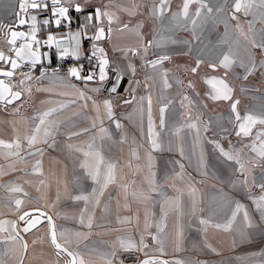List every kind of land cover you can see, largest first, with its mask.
I'll list each match as a JSON object with an SVG mask.
<instances>
[{"label":"crops","instance_id":"obj_1","mask_svg":"<svg viewBox=\"0 0 264 264\" xmlns=\"http://www.w3.org/2000/svg\"><path fill=\"white\" fill-rule=\"evenodd\" d=\"M19 1L0 0V23L15 20ZM60 1L61 6L68 8L70 22L81 21L89 26L66 28L64 20L54 26L47 0H39V10L28 9V25L35 26L39 34L34 48L41 52L42 61L35 66L23 64L15 70L12 86L26 89L23 100L17 105H0V141L13 145L12 148L0 145V264L19 261L22 242L13 230V220L24 210L37 207L51 214L57 238L74 253L77 264L81 260L83 264H115L112 252L126 249L121 242L130 241L136 246L139 236L144 237V234L152 241L157 240L152 244L153 251L147 255H158L167 261L177 263V259L195 248L194 252L210 255L212 264H264V201L261 200L264 196L258 194L264 191L261 187L264 185V156L260 155L264 124L251 125L248 135L240 133L244 139L249 137L244 143L251 141L253 135L257 136L251 141L241 170L237 155L226 152L233 157L228 159L219 148L208 147L204 130L198 134L194 130L190 135L185 129L180 115L186 97L200 101L198 108L194 107L200 114L203 111L204 115H219L215 111L218 107L209 110L198 96L200 90L196 84L200 86V81L196 79L195 84L188 76L185 79L186 63L180 65L183 70L175 65L184 61L176 58L177 55L197 56V60L189 59L192 69H196L190 71L196 73L199 69L203 73L204 68L208 72L209 68L224 66L221 61L228 56L231 63L224 66L226 72L233 76L249 75L251 67L257 65L256 58L264 55V44L260 34L245 31L244 22L248 18L243 7L237 12L236 0H187L185 15L186 0ZM262 1L257 0L260 3L257 7H264ZM77 5L83 11L77 12ZM227 7L231 16L225 18V23L216 20V15H210ZM97 9L101 13L99 19ZM177 12L181 15L177 16ZM183 15L186 25L178 28L175 23L182 20ZM88 16L92 19H86ZM253 19L250 22L253 28L260 23L264 28V19ZM101 28L104 38L97 40L99 43L94 48L86 39L96 40L95 35ZM75 33L79 36L73 39ZM49 36L54 37L50 45L45 43ZM250 36L256 38L258 50L249 42ZM60 39L73 44L72 48L65 49L75 57L102 49L96 54L108 58L105 80L99 77L91 82L76 80L68 71L41 75V68L56 62L65 51L54 50L56 40ZM203 41L204 47L207 46L204 49L209 52L206 56L213 61L209 68L204 63L195 64L209 59L200 57L205 56ZM251 51L255 53L252 59ZM30 77L34 79L28 81ZM223 77L224 81L212 75L201 80L210 88L206 90L208 99L224 100L213 99L216 93L208 83L213 78L226 85L233 81L232 76ZM113 86L116 92L110 91ZM105 100L111 102L110 116ZM232 105L223 114L228 116V130L231 121H235L234 131L240 132L245 116L264 119V106L256 111L246 103V109L238 110L235 106L234 112ZM161 108L164 109L163 124ZM52 109L55 111L45 118L37 142L30 146L28 139L40 124V116ZM211 127L215 129L214 125ZM45 128L51 132L47 138L43 136ZM217 128L225 127L217 125ZM256 129L259 134H255ZM153 141L158 147L153 148ZM232 149L238 152L237 148ZM101 158L99 175L94 179L97 160ZM109 164L114 165L113 179L105 183ZM231 164H236L235 169ZM29 167L32 171L25 172ZM237 170L243 175L237 176ZM155 172L161 177L163 189H174L157 203L160 197L139 194L132 188L138 174H146L149 186V176ZM150 180L152 182L151 176ZM151 190L150 183V194ZM149 196L151 203L147 202ZM17 200L21 201L19 207ZM237 204L242 206L239 210ZM201 220L206 223L201 224ZM60 222L64 224L60 228L64 231L62 234L58 232ZM151 229L156 230L152 235ZM60 235L67 238V244ZM14 238L21 244L20 254ZM25 239L27 250L22 264H61L62 256L52 249L48 240V226L46 233L38 226L28 232Z\"/></svg>","mask_w":264,"mask_h":264},{"label":"rangeland","instance_id":"obj_2","mask_svg":"<svg viewBox=\"0 0 264 264\" xmlns=\"http://www.w3.org/2000/svg\"><path fill=\"white\" fill-rule=\"evenodd\" d=\"M245 3L251 4V5L248 6L247 8H242L244 10L247 18H248V20H246L244 22L245 26L247 28H245L244 26L243 27L245 28V31L248 33H251L253 30L254 34H256V35L260 34L261 38H263L262 41L261 40L260 41L262 44H264V28L262 26V23H260L259 26L255 25L254 28H253V25H250V22L254 21V19H253L254 17H255V19H257V18L264 19V7H257V4L260 5V3L257 2V0L252 1V3L248 0H245ZM262 3L264 4L263 1H262ZM216 10H218V9H216ZM228 11H229V7H227L225 9V11L223 9H219L218 13L214 11L210 15L211 16L216 15L215 19L217 18L219 21H224V23H225V18L227 16L228 17L231 16V15H229ZM230 11H231L232 15L234 14L236 16V13L235 12L233 13V10L230 9ZM176 15L177 16L181 15V13L177 12ZM182 17H183L182 20L175 23V26L178 28H182L184 25H186V23H184V20L186 18L184 15ZM224 23H220V24L223 25ZM238 26H239V28L242 27L239 24H238ZM253 39H252V37L248 38V40H250L249 42H251V45L255 49L258 50L256 38L254 37ZM201 43H202V45H201L202 46V52L205 53V56H200V57H202V58L206 57L209 59L203 60L202 62L196 61L195 64L204 63L205 66L207 68H209L208 65L210 63H213V61L211 60V57L206 56V53H209V52H208V50L204 49L205 47H207V46L204 47V41ZM253 53L254 52L251 51V59L254 58V56H255L254 55L255 53L254 54ZM257 54H258L257 56H259V54H261V53L258 51ZM175 57L180 58V59L182 58L181 60H184L183 63L182 62H175V65L177 63V66H179L180 69L183 70V68L180 65H185V63H186L185 66L188 67L187 68L188 73H186V75H184L185 79H187L189 77V79H191L194 83L197 82L196 79L198 81H200L201 87L198 84H196V83L195 84L197 85L198 90H200L199 92L198 91L197 92H198V96H200L201 100L206 103L209 110H210V108L212 109L213 107H218V109H215V111H216V113L218 112L217 114H219V115H204L203 111L201 112V114L197 113L196 110H194V107L198 108V104L200 101H197V99L195 97H193L192 101L187 99V97L186 98L184 97L186 102L184 101L183 107L184 108L186 107V108L184 110V108L182 107V115H180V116H182L181 120L184 123L183 125H185V129L189 132L190 135L194 130H196V134H198L199 131L204 130L206 140H207L206 143H207L208 147L210 149L212 147L214 149L215 148H219V149L222 148L224 150V152L233 153V156L237 155L236 158L239 160V165L238 164L237 165L240 166L241 170H243V167L241 168V165H244L243 158L247 155V153L249 151L248 148L251 146V143H253L251 141L253 139H256L257 136L253 135L251 137V141L248 140L246 143H244V140L246 138H249V137L247 136L244 139V137L241 134L237 135V131L236 132L234 131V129L236 128V122L235 121L234 122L231 121V127H229L230 130H228V116L223 115V114H225V112L229 108V105H232L231 104L232 102H234L236 104L235 106H236V108H238V110L242 109V111H243V109H246V107H244V105H246V103H247V105L251 104V109H254L256 111H261L260 108L262 106H264V64H263L264 63V55L262 56L261 59H260V57L256 58V60H257L256 64L257 65L254 67H251V71H250L249 75H244L243 77L239 76V74L238 75L235 74L234 76L230 75V73L226 72L227 69L224 68V66H219L216 69L215 68L214 69L209 68V71L211 72V74H209V75H212L213 77L216 76L220 80L224 81L223 75L226 77L228 76L229 78H231V76H232L231 80H233V81L230 83H227L228 87L232 90V93L230 94L231 97L227 100L224 99V100H220V101L210 100L206 97V90L210 89V88L207 87L205 85V83L201 82V80L203 81V79H205L207 76H209V75H207L209 71L208 72L205 71V68H204L203 69L204 72L202 73L198 69V67H197L198 72H196V73L192 72L191 73V71H190L193 67L190 66L191 64H190L189 59L191 58L193 60H197L199 57H197V56H191L190 57V55H186V54L177 55ZM172 62H174V61H172ZM259 62L261 64H259ZM25 65H26V67H28L29 64H25ZM28 73L29 72H27V74ZM32 79H34V78L30 77V80H28V81H31ZM15 88H20V87L16 86ZM20 89L24 92L26 91L25 88H20ZM188 94H189V92H188ZM21 100H23V98L16 101L13 105H15V104L17 105L18 103H20ZM231 100H233V101L230 102ZM212 111H213V109H212ZM212 125L215 126V129H213L211 127ZM217 125L219 128H222V127H225V128L223 130L222 129L219 130L217 128ZM254 131L256 132L255 134L260 133L259 129H256ZM248 143H250L249 146H248ZM217 145L219 147H217ZM225 146H227V148H224ZM253 146L254 145H252V147ZM232 147L237 148L238 152H237V150H236L237 153L235 151H233ZM235 165L231 164V168L235 169ZM24 171L29 172V171H32V169L29 167L28 170L25 169ZM250 171L254 172L253 169H251ZM236 175L240 177L243 174H241L240 170H237ZM150 176H151L152 182L150 180ZM150 176H149V186L147 188H146V185L144 183L148 182V179H146V174H143L141 176V173L138 174L136 177H134V180L132 182V188L135 189L136 191H138L139 194H149V195H152L154 198L160 197V200H156V203H157V201L160 202L163 197L165 198L170 190L174 191V189L172 190L171 188H169L170 189L169 191L162 188L161 177L156 172ZM252 177L257 178L256 176H252ZM247 181H249L248 177H247ZM150 183L152 185L151 194H150ZM251 185H253V184H251ZM252 188L254 189L255 187L253 186ZM258 194H260L261 196H264V191H260ZM255 196H256V200H257L258 196L257 195H255ZM147 202L151 203L150 202V196H149V200ZM257 202H259V201H257ZM202 204H204L203 200H202ZM257 209L259 210L260 208L257 207ZM47 226H48V223L45 222V223L41 224L39 227H43V232L46 233ZM57 226H58L59 234H62L61 232L64 233V231L62 229H60L64 226V224L60 222L57 224ZM155 231H156L155 229H151L150 235L154 234ZM48 236H49V234H48ZM60 238L64 243L67 244V241H66L67 238H65V236H63V237L61 236ZM14 239L16 241V250L18 247V254H20L21 244H17V241H18L17 238H14ZM48 240H49L50 244L52 245L50 239H48ZM155 243H157V240L152 241L151 237L147 236V234H144V237L140 235L138 242H137V245L135 247H132L138 251L118 248L115 251L116 253L112 252V259H113L115 264H136L137 261L141 257L146 256L152 250V247H153L152 244L154 245ZM52 249L55 251V248L53 245H52ZM194 251H195V248H192V252H187L186 253V254H188L187 256L180 257L177 260L179 262H186L188 264H212L211 259H210L211 258L210 255H205V253H203L201 251H196V252H194ZM194 254L200 255V256L202 255V256L200 257V256L195 255L196 256L195 257V256H193ZM60 258L62 260L61 264H64V258H62V257H60ZM153 264H162V263L156 262Z\"/></svg>","mask_w":264,"mask_h":264},{"label":"snow or ice","instance_id":"obj_3","mask_svg":"<svg viewBox=\"0 0 264 264\" xmlns=\"http://www.w3.org/2000/svg\"><path fill=\"white\" fill-rule=\"evenodd\" d=\"M53 3L55 4L56 3V0H53ZM37 3L35 2V0H33V3H32V7L35 8L37 7ZM21 9H23L25 7L24 3L22 2L21 5H20ZM246 8L248 7L247 4H244L242 3V0H236V3H235V10L237 12H239L241 10V8ZM187 8H188V3H187V0L184 4V12H185V15H187ZM59 15L60 16H63L65 18H67L66 16V13L68 11V9L66 8H60L59 10ZM76 11L77 12H81L83 11L79 5L76 6ZM55 14V13H54ZM199 14V13H197ZM101 13L99 12V10L97 9L96 10V18L99 19ZM104 15H108L107 13H104ZM235 18V17H233ZM35 19V17H33V20ZM86 19L88 20H91L92 17L91 16H88L86 17ZM21 25L23 23H25L24 20H20L19 22ZM45 23H47V21H45ZM57 25L60 24V20H57L56 21ZM33 39H34V33H35V29L33 28ZM12 35V40L9 41V43H15V38L18 36V35H23L22 33H17V32H12L11 33ZM79 36V33H75L73 34V39H76V37ZM104 38V30L101 28L97 31L96 35H95V39L96 40H101ZM54 40V37L52 36H49L48 37V40L45 41L46 44H51V42ZM37 43H39L37 41ZM61 45L58 43L57 44V47L59 48ZM264 47V46H262ZM95 48V46H94ZM25 49H27V52L25 53ZM16 51V56L21 58V59H24L25 56L27 55V58L30 60L31 64L33 66H35L36 64L39 63V60H40V57L37 53L35 52H32L31 51V46L30 45H23L21 46V49H17L15 50ZM75 51H78V48L77 50ZM97 51H103L102 49H95L93 51V55H96V52ZM61 55H67V50L65 49L64 52L61 53ZM166 58V57H165ZM0 60H6V58L3 56L2 53H0ZM11 62V65H12V68L15 69L17 68L19 65L17 64V62L15 60H12L10 61ZM156 63V62H154ZM221 63L227 67L231 61L229 60L228 56H225L224 59L221 61ZM108 64V61L106 59H101L100 62H99V79L101 81L105 80L106 78V75H105V68H106V65ZM193 72L196 71V69H192ZM0 75H4V76H7V77H11L12 76V72L11 71H6V72H2L0 73ZM43 75V73L41 74ZM68 75L71 76V77H75L77 79H80V72L77 68L73 67V68H69L68 69ZM95 77L93 74H89L87 75L86 77H84V79H86L87 81H91L93 80ZM208 83L212 84L213 85V88L215 90V93L216 95L213 96V99H229L230 98V93H231V89L226 85L224 84L223 81H217L215 80V78H213V80H209ZM99 89H93V91H98ZM117 88L115 86H113L111 88V92H116ZM5 93H8L11 97H12V100H16V99H19L20 97V93L19 92H11L9 88H7L6 86H4V83L3 81H0V101H3L5 100ZM81 96L83 97V93H81ZM12 100H9L8 103H11ZM126 103L128 101H125ZM150 105H151V100L149 98V131H150V138H151V113H150ZM104 106L106 109H108V114L109 116L111 115V102L109 100H105L104 101ZM232 109L233 111L235 112V104L232 105ZM52 111H55V109H52L50 111H47V112H44L41 116H40V124H38L34 130V133L33 135L28 139V144L31 146L33 144H35L38 140V134L40 133L41 131V126L45 124V118L47 116H49L51 114ZM163 113H164V109L161 108V124H163ZM237 119L239 120L240 117L239 115H237ZM244 121L245 123H242L240 124V132L237 133V135H240V133L242 132L244 135H248L249 134V131H250V126L255 124V123H260V124H264V119H259L257 120L256 118H254L253 116L249 115V116H245L244 117ZM117 127H119V125H117ZM86 131V130H85ZM101 131H104L103 129H101ZM79 133H77L78 135ZM51 135V132L49 129L45 128L44 131H43V136L45 138L49 137ZM44 142L46 143L47 140L45 139ZM0 145H4L5 147H8V148H12L13 145L12 144H4L3 141H0ZM16 147L19 148V144L17 143L16 144ZM89 147L91 148V145H89ZM158 147V145H156L155 141H153V148H156ZM217 147H219L217 145ZM221 151V154L226 156L228 159H233V157L229 154V153H226L224 152V150L221 148L220 149ZM89 155V153H85V156ZM260 155L261 156H264V143L261 144V151H260ZM102 163V158L101 159H98L97 160V167H96V172L93 176V178L95 179L96 176L99 175V171H100V168H99V165ZM237 163H239V160L237 159ZM243 167V165H241V168ZM113 168H114V165H111L109 164L108 165V172L106 174V177H105V183L111 181L113 179ZM262 188H264V185H261ZM14 191H18L19 189H13ZM76 199H87V197H76ZM261 200L264 201V197H261ZM21 204V201L20 200H17L16 201V205L17 207H19V205ZM242 206L237 204V209L239 210ZM259 207V205H258ZM43 215V214H41ZM28 216V214H25L24 216H21L20 219L21 220H25L26 217ZM235 217V213H233V218ZM245 219L247 220L248 219V215H247V212H245ZM37 223H39V217H36L35 219H28L27 220V224L30 226V227H25L24 231H29L31 227H35L37 225ZM48 223H49V226L50 228H52V243L53 245H55V247L58 249V250H63L65 252H67V255L72 257V260L70 262V264H77V261H76V258L75 256L73 255L72 252H69L67 251V249H62V246L61 244L57 243V240H56V233H55V230H54V226L52 225V221H51V217L48 218ZM201 224H204L206 223V221L204 220H201L200 221ZM15 227V225L13 226ZM217 227H220V225H217ZM153 239H155V237H153ZM121 246L122 247H125L126 249H130L132 247H135V245L133 243H131L130 241L125 244L123 241L121 242ZM26 247V246H25ZM79 264H83V261L81 260L79 262ZM143 264H152V262L150 261H144ZM177 264H180V262H177Z\"/></svg>","mask_w":264,"mask_h":264},{"label":"water","instance_id":"obj_4","mask_svg":"<svg viewBox=\"0 0 264 264\" xmlns=\"http://www.w3.org/2000/svg\"><path fill=\"white\" fill-rule=\"evenodd\" d=\"M44 1V0H43ZM24 3L25 7L23 9H21L20 5L21 3ZM35 2L37 3V7L33 8L32 7V3L33 0H20L18 3V9L16 11V15H15V20L12 23H0V41L1 44H3L2 47H0V53L3 54V56L6 58V60H0V73L2 72H6V71H11L12 72V76L11 77H7L4 75H0V81H3L4 86H6L7 88L10 89L11 92H19L21 95L19 97V99L16 100H12V97L8 94L5 93V100L0 101L1 105H12L14 104L16 101L22 99L23 97V91L20 88H15L12 86V80L15 79V70L19 67H21L23 64H31L30 60L27 58V55L25 56L24 59H21L19 57L16 56V51L17 49H21V46L23 45H30L31 46V51L35 52L39 55L40 60L39 63H41L42 61V55L41 52L38 51L37 49L34 48V40H31L28 38V31L26 30V26L29 24L28 18H27V10L28 9H35V10H39L41 9L40 5H39V0H35ZM61 1L60 0H56V3H53V0H47V4L50 7L49 13L50 15H56L59 14V9L60 8H66L68 9L66 6H61L60 5ZM68 12V11H67ZM55 13V14H54ZM67 18L60 16V18L62 20H64L65 22L69 21V16L68 13H66ZM20 20H24L25 23H23L22 25L19 23ZM57 19L53 20V25L57 26L56 23ZM12 32H17V33H22L23 35H18L15 38V43H9V41H11ZM3 42V43H2ZM25 53L27 52V49L24 50ZM101 59H106L108 61L107 57H101ZM12 60H15L17 62V64L19 65L17 68L13 69L11 62ZM37 65V64H36ZM87 76V75H86ZM86 76H81L80 75V79H77L74 77V79L76 80H83V81H87L86 79H84V77ZM99 76L95 77L93 80L97 79ZM88 81V82H91ZM9 100H12L11 103H8ZM25 214H28V216L26 217L25 220H21L20 217L24 216ZM43 214V215H41ZM36 217H39V223H37V225L35 227H31L29 231H24L25 227H30L27 224V220L28 219H35ZM51 217V221H52V225L54 226V220L51 216L50 213L46 212L44 209L42 208H30V209H26L24 210L22 213H20V215L18 216V219H14L12 226L15 225V227H13V230L15 232V234L20 238L21 242H22V252H21V257L19 259V261L17 262V264H22V261L24 259L26 250H27V241L25 239V235L34 230L35 228H37L38 226H40L41 224L47 222L48 223V218ZM52 228H50L49 223H48V234H49V238L50 241L52 243ZM55 230V227H54ZM56 233V230H55ZM56 240L57 243L61 244L62 249H67V251L72 252L70 249H68L64 244H62L59 239L57 238V234H56ZM53 245V243H52ZM26 246V247H25ZM55 248V251L58 255L62 256L64 258V264H70L72 257L67 255V252L63 251V250H58L55 245H53ZM73 253V252H72ZM74 255V253H73ZM75 256V255H74ZM76 258V257H75ZM150 261V262H160L162 264H177L176 262H171V261H167L165 259H163L162 257L158 256V255H147L144 257H141L136 264H143L144 261Z\"/></svg>","mask_w":264,"mask_h":264},{"label":"built area","instance_id":"obj_5","mask_svg":"<svg viewBox=\"0 0 264 264\" xmlns=\"http://www.w3.org/2000/svg\"><path fill=\"white\" fill-rule=\"evenodd\" d=\"M50 18H51V23L55 19L62 20L59 14H56V15L51 14ZM84 24L89 26V24L85 22H81V21L77 23H72L70 22V20L67 22L64 21V26L66 28H70L73 25L84 26ZM33 28L35 29V26L33 25L26 26V30L28 31V38L31 40H38L39 34L36 32V29L34 33V39H33V31H32ZM86 41L89 42L91 46H95L99 43V41L94 40L93 38H87ZM58 43L61 45L59 48L57 47ZM72 47H73V44H71L67 39L56 40L54 44V50L56 51L63 50L65 48H72ZM151 57H154V55H151ZM99 62H100V57L97 54L96 55L87 54L82 57H75L74 55L69 53L67 55L59 56L56 62L43 66L40 72L41 73L52 72V71H66L67 72L69 68L75 67L79 70L81 76L93 74L94 77H97L99 75Z\"/></svg>","mask_w":264,"mask_h":264},{"label":"flooded vegetation","instance_id":"obj_6","mask_svg":"<svg viewBox=\"0 0 264 264\" xmlns=\"http://www.w3.org/2000/svg\"><path fill=\"white\" fill-rule=\"evenodd\" d=\"M1 105V104H0ZM1 106H3V105H1ZM198 180V179H197ZM199 181V180H198ZM200 182V181H199ZM201 183V182H200ZM145 185H147L148 186V182H145L144 183ZM202 184V183H201ZM147 188V187H146ZM256 190V189H255Z\"/></svg>","mask_w":264,"mask_h":264}]
</instances>
